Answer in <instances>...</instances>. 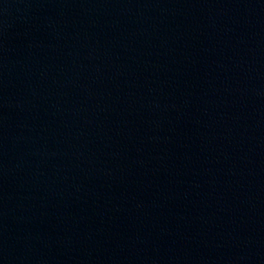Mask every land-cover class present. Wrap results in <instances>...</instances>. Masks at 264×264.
I'll use <instances>...</instances> for the list:
<instances>
[{
  "label": "water",
  "instance_id": "obj_1",
  "mask_svg": "<svg viewBox=\"0 0 264 264\" xmlns=\"http://www.w3.org/2000/svg\"><path fill=\"white\" fill-rule=\"evenodd\" d=\"M0 264H264V0H0Z\"/></svg>",
  "mask_w": 264,
  "mask_h": 264
}]
</instances>
